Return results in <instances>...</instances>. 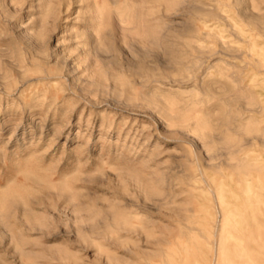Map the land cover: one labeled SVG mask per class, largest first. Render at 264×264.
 <instances>
[{
    "label": "rangeland",
    "instance_id": "obj_1",
    "mask_svg": "<svg viewBox=\"0 0 264 264\" xmlns=\"http://www.w3.org/2000/svg\"><path fill=\"white\" fill-rule=\"evenodd\" d=\"M261 215L264 0H0V264H242Z\"/></svg>",
    "mask_w": 264,
    "mask_h": 264
},
{
    "label": "bare ground",
    "instance_id": "obj_2",
    "mask_svg": "<svg viewBox=\"0 0 264 264\" xmlns=\"http://www.w3.org/2000/svg\"><path fill=\"white\" fill-rule=\"evenodd\" d=\"M238 160V159H237ZM245 187H244V192H246V194L248 195L249 197V200H250V203L249 205L253 206L254 203L257 202V194L253 191V188L251 187L250 184H248L247 182L244 184ZM248 200V199H247ZM244 201V207L245 205H248L247 201L246 200H243ZM244 207H238L234 214H232L231 218L234 220L236 218H238V214L241 213V212H238V211H250V209L247 207V208H244ZM240 209V210H239ZM247 209V210H245ZM255 214V211L253 210L252 214L253 215ZM237 216V217H236ZM260 219H257V223H256V229L258 230L259 228H257L259 225H261L262 223V227H264V216L261 215L259 217ZM240 219H236V222L237 223H240L239 222ZM231 226V224L229 225ZM230 240V243H234V245L236 247H239L240 249H244L245 252L243 253V255L241 256L242 260H243V263L242 264H264V237H263V240H262V243H257V247H254L256 249H250L251 247H244L243 245V242L241 240H239V242H236L238 241L237 240H234V239H229ZM235 241V242H234ZM228 261L231 263V259H228Z\"/></svg>",
    "mask_w": 264,
    "mask_h": 264
}]
</instances>
